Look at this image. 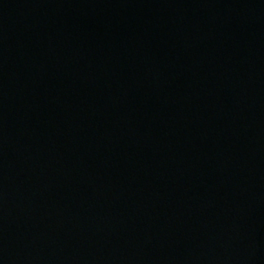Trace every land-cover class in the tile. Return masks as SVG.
I'll return each mask as SVG.
<instances>
[{
    "label": "water",
    "instance_id": "95a60500",
    "mask_svg": "<svg viewBox=\"0 0 264 264\" xmlns=\"http://www.w3.org/2000/svg\"><path fill=\"white\" fill-rule=\"evenodd\" d=\"M0 264H264V0H0Z\"/></svg>",
    "mask_w": 264,
    "mask_h": 264
}]
</instances>
